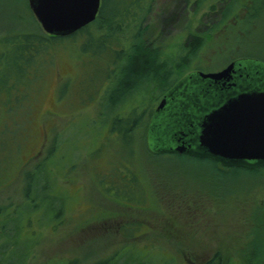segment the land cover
Segmentation results:
<instances>
[{
  "label": "rangeland",
  "instance_id": "374dc122",
  "mask_svg": "<svg viewBox=\"0 0 264 264\" xmlns=\"http://www.w3.org/2000/svg\"><path fill=\"white\" fill-rule=\"evenodd\" d=\"M195 1L154 0L146 24L155 34L162 29L163 12L188 10L186 18L172 25L163 22L165 50L177 47L189 31L211 26L209 21L201 24L202 18L218 0H206L198 12ZM31 31L44 30L29 0H0V38ZM66 42L53 51L52 66L44 69L36 91L20 82L0 89V207H18L26 200L24 172L43 158L45 164H57L50 179L60 174L55 187L64 192L62 200L39 204L29 213L30 233H25L32 232L38 243L27 264H93L110 257L112 264H129L132 253L203 264L218 252L224 264L232 258L264 264V168L155 153L148 145L146 122L130 151L110 150L105 140L110 143L117 135L104 126L101 141L97 116L98 101L108 96L112 83L96 70L103 57L83 51L79 42ZM239 57L264 60V9L257 0H242L238 13L208 37L191 70H220ZM24 105L27 110L31 105L30 115L18 124L14 119L24 118ZM76 147L81 153L66 169L77 156ZM94 149L104 154L94 158ZM55 191L52 196L60 193ZM56 203L64 212L62 224L53 226L47 213ZM16 216L19 221L20 213ZM26 218H20L23 226Z\"/></svg>",
  "mask_w": 264,
  "mask_h": 264
},
{
  "label": "trees",
  "instance_id": "16d2710c",
  "mask_svg": "<svg viewBox=\"0 0 264 264\" xmlns=\"http://www.w3.org/2000/svg\"><path fill=\"white\" fill-rule=\"evenodd\" d=\"M183 1L186 4L189 2V0ZM205 1H195V5H198L195 12L199 11ZM153 3L154 0H102L97 19L67 36H53L45 31L4 35L0 38L3 44L2 47L0 46V89L7 87L8 84L13 86L20 82L23 87L27 89L34 87L36 91V82L44 74V69L52 66V53L55 48L61 46L60 42L67 41L66 43L71 46L78 45L77 42H79L83 51L103 57L99 65L101 67L96 70L100 72V78H108L110 83L112 80L108 87V96H103L98 101L97 116L102 120L99 124L102 127L100 129L101 141L104 137V126H106L109 132L117 135L110 143L105 140L110 150L130 151L136 142L138 130L144 122H146L143 126L146 128L147 137L150 119L163 93L185 74L192 71L191 67L205 47L208 37L238 13L242 0H218L217 3L211 5L210 11L204 14L205 18H202L201 24L209 21L211 26L206 29L200 26L201 28L198 27L196 32L189 31L177 47L169 46L167 50H165L166 45L161 41L167 34L165 30L167 27H163V22L166 20L168 23L169 20L172 25L177 18H186L188 10L178 8L179 11L176 9L163 12L159 16L162 29L155 34L156 31L148 30L146 24ZM257 3L260 9H264V0H257ZM187 26L189 30L191 25ZM78 47L77 49L80 50ZM93 71L95 74L94 68ZM67 80L66 83L70 85L71 78ZM3 81L7 82L3 83ZM11 88L13 87L9 89ZM23 107L24 118H21V121H18V118L14 119L15 121L17 119L18 124L23 123L30 115L31 105L28 110L25 105ZM1 122L8 126L11 125L7 119H1ZM92 123L94 124V121ZM75 149L77 156L66 164V169L75 165L81 153V151L78 152L77 147ZM93 154V157L97 158L104 153H97L94 149ZM118 157L120 158L121 155L119 154ZM193 157L200 161H216L208 157ZM43 161L44 158L34 169L24 172L26 200L18 207H0V264H7V260L12 258L14 260L10 264H27L35 244L38 243L32 237V232L31 235L25 233V230L30 233L28 228L31 214L29 213L39 204L48 206L49 201L55 202L63 199L61 193L64 192L61 188L55 187L56 177L60 174L50 179L51 169L57 170V164L50 163L49 165ZM71 163L73 164L70 165ZM1 167L0 176L3 174ZM121 168L124 174L130 175L131 181L129 171ZM256 168L263 169L264 165L252 169ZM114 185L116 186V183ZM52 189L60 193L52 196ZM50 208L52 209L51 214L47 213V215L54 220L53 226L62 224L59 219L64 212L63 208H59L57 203ZM19 213L18 221L16 215ZM22 215H27L24 226L20 223ZM142 255L132 253L129 264H178L172 256L156 258L153 256L154 253H150L144 258L146 255L144 257ZM111 261L112 257L93 264H112ZM76 263V260H70L64 264ZM203 264H224V262L218 252ZM227 264H244V262L232 258Z\"/></svg>",
  "mask_w": 264,
  "mask_h": 264
},
{
  "label": "water",
  "instance_id": "95a60500",
  "mask_svg": "<svg viewBox=\"0 0 264 264\" xmlns=\"http://www.w3.org/2000/svg\"><path fill=\"white\" fill-rule=\"evenodd\" d=\"M43 30L71 35L97 19L102 0H29ZM155 153L264 165V60L238 58L185 74L158 103L148 129Z\"/></svg>",
  "mask_w": 264,
  "mask_h": 264
},
{
  "label": "flooded vegetation",
  "instance_id": "af4514ba",
  "mask_svg": "<svg viewBox=\"0 0 264 264\" xmlns=\"http://www.w3.org/2000/svg\"><path fill=\"white\" fill-rule=\"evenodd\" d=\"M239 58H242V57H239ZM238 59V58H237ZM233 60H236V59H233ZM232 60V61H233ZM230 63V62H229ZM228 63V64H229ZM224 68V67H223ZM196 70H200V69H196ZM193 71V70H192ZM177 83V82H176ZM176 83H174L168 90H166L164 93H163V95H162V97L160 98V100H159V102L161 101V99L164 97V95L176 84ZM158 105V104H157ZM157 105H156V107H157ZM156 107H155V110H156ZM155 110H154V112H155ZM153 112V113H154ZM152 116H153V114H152ZM150 122H151V119H150ZM150 125V124H149ZM148 129H149V127H148ZM147 140H148V131H147Z\"/></svg>",
  "mask_w": 264,
  "mask_h": 264
},
{
  "label": "bare ground",
  "instance_id": "6f19581e",
  "mask_svg": "<svg viewBox=\"0 0 264 264\" xmlns=\"http://www.w3.org/2000/svg\"><path fill=\"white\" fill-rule=\"evenodd\" d=\"M110 116V115H109ZM114 117V116H113ZM107 118V117H106Z\"/></svg>",
  "mask_w": 264,
  "mask_h": 264
}]
</instances>
